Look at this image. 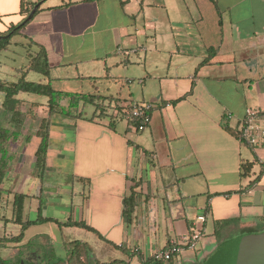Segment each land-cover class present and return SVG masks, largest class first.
Returning a JSON list of instances; mask_svg holds the SVG:
<instances>
[{"label": "crops", "instance_id": "0c3cea01", "mask_svg": "<svg viewBox=\"0 0 264 264\" xmlns=\"http://www.w3.org/2000/svg\"><path fill=\"white\" fill-rule=\"evenodd\" d=\"M34 8L0 51V83H16L27 52L34 57L42 49L49 76L33 79L31 71L25 80L92 99L69 110L62 97L59 106L69 114L49 115L46 97L19 93L18 126L9 122L0 93V128L15 136L5 150L16 161L0 186V223L15 228L0 237L21 233L12 221L16 194L25 196L23 222L85 223L126 254L114 260L127 264L179 243L200 215L206 221L198 225L199 249L170 263L206 264L221 237L264 229V148L238 139L247 108L259 112L253 122L264 127V0H0V37ZM120 48L137 52L123 55ZM135 103L154 106L142 132L126 117ZM32 104L35 118L27 115ZM43 119L48 143L38 176ZM246 163L252 168L242 177ZM132 189L137 207L128 220L123 200ZM62 231L92 233L38 223L0 250L50 244Z\"/></svg>", "mask_w": 264, "mask_h": 264}, {"label": "trees", "instance_id": "16d2710c", "mask_svg": "<svg viewBox=\"0 0 264 264\" xmlns=\"http://www.w3.org/2000/svg\"><path fill=\"white\" fill-rule=\"evenodd\" d=\"M20 11L23 12L22 2H21ZM30 20L31 18L29 20L24 21L18 27L12 28V32L8 34V37H0V51L6 49L7 45L9 44V40L13 36H15ZM44 54L45 53L43 52L42 49H40L37 55L34 57L27 52L29 60L27 65L22 70H20L21 77L19 78V80L16 83H0V93L3 94L2 109L5 111L7 117L9 118L10 123H14L19 126L23 122L21 113L19 112L18 109L19 101L16 99V96L19 93H29L41 97H46L48 99L47 107L49 110V115L59 111L61 113L69 114V111H64L59 106V100L62 97L69 99V110L76 108L79 102H83L85 104L91 101L92 99L91 97L83 96V95L77 96L74 94L56 92L51 87L50 83L43 84V83L26 81L25 75L31 71L38 73L43 77L49 76V66L47 64L46 57ZM207 61H205V63H207ZM37 106L38 104H32L31 109L27 114L30 118H35L33 109ZM48 128H49V120L43 119L37 131V137H39L40 143L35 153V159H36L35 169L38 173V176L42 175V170L45 164V155H46V149L48 143ZM11 138H15L14 133L12 131H10L7 128H0V186L5 177V173L8 170V164L10 159L5 150V145ZM251 168H252L251 164L248 163L243 164L241 166V170H242L241 176L242 177L248 176ZM24 199L25 196L21 194H16L13 197L14 216L12 221L13 223L21 226V233L18 236L10 239L5 237H0V249L6 248L9 243H19L23 239L22 231H24L31 225H35L38 223H48V222L56 223L58 225H63L65 227H77V228L85 229L89 232L96 234L99 237V239L103 240V238L98 234V232L94 228L82 222L69 221L64 224H60L55 220L40 219V218L33 222H23L22 213H23ZM136 207H137V194L134 191V189H132L131 194L123 200V215L128 220H130L135 212ZM230 223L231 221L227 220L221 222L220 224L222 227H225L228 226ZM62 249L64 251L63 257H56L54 253L55 251L54 248H51L48 254L44 255L41 258L40 264H127L123 261H117V260H114L112 262H101L95 256L92 247L88 243L81 241H71L68 243H64L62 245ZM81 259L85 261L81 262L80 261ZM139 261L140 264H164L165 262L162 260H157L154 256H152L151 258L145 261L142 260L141 257H139ZM0 264H11V261L9 259L3 258L0 255Z\"/></svg>", "mask_w": 264, "mask_h": 264}, {"label": "rangeland", "instance_id": "374dc122", "mask_svg": "<svg viewBox=\"0 0 264 264\" xmlns=\"http://www.w3.org/2000/svg\"><path fill=\"white\" fill-rule=\"evenodd\" d=\"M19 37H16V39H18ZM17 62L19 61L16 60ZM31 76L33 77V79H37L40 78L41 76L38 75L37 73H31ZM32 79V78H31ZM36 81V80H34ZM86 107H90V105H87ZM9 147V145H8ZM7 147V148H8ZM9 149V148H8ZM15 155L12 154V160H9V164L8 167L10 169H12L14 167V165L16 164V161L14 160ZM11 159V158H10ZM10 165V166H9ZM9 214H11V212L8 211L7 216H10ZM209 225H212V220H210ZM11 228H15L13 227V225H9L7 228L3 227L2 224L0 223V231H1V235L2 233H4V231H7L5 233L9 234V229ZM42 228V230H46L47 228L45 227H40ZM37 230V229H36ZM259 230H255L254 234H260L264 232V229L260 230V232H257ZM73 231H62L61 234H55L54 237L52 239H50V244L48 241H46V243H42L40 244L39 247L36 246V248H34V245H29L27 246V248L21 249V250H17V249H7V250H0V255L3 258L9 259L11 261V264H40L41 263V258L48 254L49 249L50 248H54V253L56 257H63L64 255V251L62 249V243L63 242H70V241H82V242H89L90 244H92L94 250L93 252L95 253L96 257L98 260L102 261V262H109V261H113L114 259H122L126 257V254H124L120 249L110 245L109 243H106L104 240H101V242H99L96 239V235L94 233H82L85 234V236H80V235H75L74 233H70ZM209 237V234L205 235V239H207ZM239 233L238 231H233V233L229 234L228 236H223L220 238V240H218V244L219 245H223L224 242L226 243V241H230L232 239L238 238ZM96 242H99L101 245L99 244H95ZM199 244L197 249H199ZM199 252V251H198ZM185 253L188 254V251L185 250ZM21 260V262L19 263L18 260ZM81 262H84L85 260L81 259ZM131 264H139L137 262L136 259H133ZM165 264H175L174 262L170 263L169 261H165ZM178 264H200L199 262L197 263H193V261H191L190 259H182L178 262Z\"/></svg>", "mask_w": 264, "mask_h": 264}, {"label": "built area", "instance_id": "2783aa9c", "mask_svg": "<svg viewBox=\"0 0 264 264\" xmlns=\"http://www.w3.org/2000/svg\"><path fill=\"white\" fill-rule=\"evenodd\" d=\"M120 54L129 55L137 52V49L117 50ZM154 106L150 103H135L130 106L127 119L135 122V129L138 132L144 131L151 122V113ZM259 114L258 111L247 108L245 110V124L240 129L238 139L250 147L264 148V127L255 124L253 121ZM226 119H230L231 115L226 114ZM206 216L200 215L196 217V225L188 236L184 237L179 243L171 242L165 249L157 252L154 257L157 260L170 261L174 256L185 250L194 251L197 249L200 239L202 238V229L198 225H203Z\"/></svg>", "mask_w": 264, "mask_h": 264}, {"label": "water", "instance_id": "95a60500", "mask_svg": "<svg viewBox=\"0 0 264 264\" xmlns=\"http://www.w3.org/2000/svg\"><path fill=\"white\" fill-rule=\"evenodd\" d=\"M206 264H264V232L241 236L224 243Z\"/></svg>", "mask_w": 264, "mask_h": 264}]
</instances>
